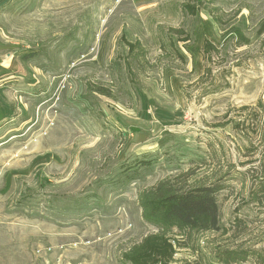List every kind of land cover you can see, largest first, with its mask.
I'll list each match as a JSON object with an SVG mask.
<instances>
[{
	"label": "rangeland",
	"instance_id": "1",
	"mask_svg": "<svg viewBox=\"0 0 264 264\" xmlns=\"http://www.w3.org/2000/svg\"><path fill=\"white\" fill-rule=\"evenodd\" d=\"M263 163L264 0H0V264L263 257ZM186 174L221 229L161 236L138 196Z\"/></svg>",
	"mask_w": 264,
	"mask_h": 264
},
{
	"label": "trees",
	"instance_id": "2",
	"mask_svg": "<svg viewBox=\"0 0 264 264\" xmlns=\"http://www.w3.org/2000/svg\"><path fill=\"white\" fill-rule=\"evenodd\" d=\"M204 51L211 55L216 48L206 43ZM97 93L108 96L102 89ZM261 171L260 176L252 179L249 201L264 207V163ZM186 175L158 181L156 185L143 189L138 196L141 218L156 228L161 236L175 230L179 236L190 238L221 229L217 194L223 190V185L218 182L187 185L189 174ZM263 257L260 250L219 249L214 253L216 261L222 264L246 263L249 258L258 261ZM136 260L135 264H145L139 258Z\"/></svg>",
	"mask_w": 264,
	"mask_h": 264
}]
</instances>
